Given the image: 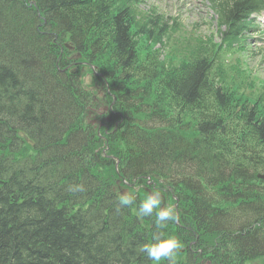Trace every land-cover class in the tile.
<instances>
[{"label":"trees","instance_id":"trees-1","mask_svg":"<svg viewBox=\"0 0 264 264\" xmlns=\"http://www.w3.org/2000/svg\"><path fill=\"white\" fill-rule=\"evenodd\" d=\"M210 2L229 40L264 5ZM139 7L0 0V264H154L142 245L169 235L184 246L160 264H264V103L238 96L209 46L162 60L169 24ZM98 89L124 118L108 156L130 182L169 186L177 221L160 227L159 208L138 215L143 195L113 193L117 160L88 119Z\"/></svg>","mask_w":264,"mask_h":264},{"label":"rangeland","instance_id":"rangeland-1","mask_svg":"<svg viewBox=\"0 0 264 264\" xmlns=\"http://www.w3.org/2000/svg\"><path fill=\"white\" fill-rule=\"evenodd\" d=\"M141 9L143 12H151L153 10L165 15L169 22H180L175 28L177 33L173 35V39H175L180 48L185 46V51L190 46L184 41L185 39L192 40L197 36L215 35L216 32L217 22L214 19V15L205 7L201 0H143ZM249 38H253L249 40V43L256 53L252 55L253 58L250 62H246L252 71V75L247 76L249 84H246L244 90H253L251 82L254 72L256 73V79L262 81L261 84L264 87V43H256L257 40H255L253 35H250ZM219 41L220 39L217 37V42ZM259 46H261V50H259ZM224 56L232 60L229 52L224 53Z\"/></svg>","mask_w":264,"mask_h":264},{"label":"clouds","instance_id":"clouds-1","mask_svg":"<svg viewBox=\"0 0 264 264\" xmlns=\"http://www.w3.org/2000/svg\"><path fill=\"white\" fill-rule=\"evenodd\" d=\"M74 190H82V186L77 185ZM158 192V191H156ZM133 197L125 194L121 197V205H131L133 203ZM161 200L159 198H152L149 195L145 200H143L139 206L138 215L149 216L153 213L155 209L159 208ZM179 219L175 208L168 206L164 209H160L156 212V222L160 227H164L165 223L168 221L175 222ZM183 243L178 237L174 235H169L164 239H157L152 243H145L141 247V251L146 253L149 260L153 261L154 264H160L163 259L171 260L177 251L183 248Z\"/></svg>","mask_w":264,"mask_h":264}]
</instances>
